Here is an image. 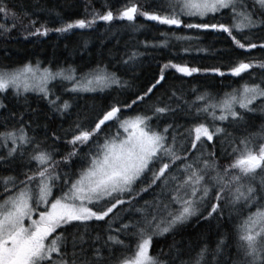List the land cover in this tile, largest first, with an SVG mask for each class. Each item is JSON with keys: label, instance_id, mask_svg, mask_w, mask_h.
I'll list each match as a JSON object with an SVG mask.
<instances>
[{"label": "snow or ice", "instance_id": "1", "mask_svg": "<svg viewBox=\"0 0 264 264\" xmlns=\"http://www.w3.org/2000/svg\"><path fill=\"white\" fill-rule=\"evenodd\" d=\"M105 7L103 12L86 7L81 18L67 20L55 12L59 26L49 28L38 19L24 23V17L0 0L4 16L0 38L11 37L17 28L28 40L52 31L90 30L98 21L109 26L114 21L127 22L135 31L154 22L153 26H168V30L160 33L158 42L145 41V49L171 48L173 40L189 45L200 40L199 35H178L181 29L210 31L226 36L232 50L241 55L233 58L227 71L222 70L223 65L203 71L249 78L222 95L193 88L191 101L173 88L166 102L157 97L147 112L123 115L150 98L167 80L169 69L187 77L202 71L169 59L160 66L154 82L131 103L117 100L94 114L78 113L64 130V143L72 150L57 160L58 149L45 146L49 137L40 140L35 135L41 126L36 123L33 128L37 110L27 104V94L35 93L63 117L72 104L68 100L61 103L53 82L69 84L64 92L72 94L126 88L128 82L100 64L83 74L71 66L53 70L39 61L0 67V109L7 110L4 99L9 91L17 102L25 101L24 111L9 110L0 124V167L10 169L19 160L28 169L0 173V264H264V124L249 131L247 119L257 113L264 116V75L258 80L255 76L256 71L264 73V56L243 58L257 49L264 53V40L257 43L254 37L264 29V0H126L116 13L111 6ZM139 17L145 23L137 25ZM181 51L187 54L190 48ZM143 55L133 50L121 63L134 66ZM177 114L191 123L187 127L178 123ZM168 116L172 122L160 128L159 121ZM9 121L14 123L9 126ZM225 122L242 127L243 133L229 132L220 126ZM112 124L116 131L105 133ZM43 128L47 132L46 124ZM50 138L61 139L56 132ZM218 139L222 153L231 160L224 166L216 153ZM82 148H88L83 155ZM75 159L80 166L73 170ZM137 185H142L139 190ZM155 187L160 191L154 199L136 207L141 194ZM228 208L240 218L231 234L220 233L214 244L202 236L199 247L187 256L176 242L167 253L161 249L151 254L157 238L174 234L194 217L223 220ZM130 213L136 218L125 222ZM90 222L106 227L93 236Z\"/></svg>", "mask_w": 264, "mask_h": 264}, {"label": "trees", "instance_id": "2", "mask_svg": "<svg viewBox=\"0 0 264 264\" xmlns=\"http://www.w3.org/2000/svg\"><path fill=\"white\" fill-rule=\"evenodd\" d=\"M5 3L10 11L15 12L19 17H24V23H28L29 19H38L40 23L47 22L49 28H55L59 26L55 12L61 13L65 20L77 19L84 15L86 7H88L89 11L94 9L103 12L107 10L105 5H109L113 12L116 13L124 6L126 0H5ZM49 9L54 11L49 13ZM26 13L28 14L27 16H25ZM225 15L227 16V13ZM3 22L4 16L0 13V23ZM185 22L194 23L199 21L186 20ZM8 23H12L11 17H9ZM136 23L139 25L145 23V21L143 17H139ZM153 24L154 22H148V26L144 30L135 31L127 22L114 21L109 26L103 21H98L94 28L90 30H76L70 34H60L52 31L46 37H40L38 39L29 38L28 40L23 38V34L17 28L16 31L12 32L11 37L0 38V67L8 66L16 68L24 63L31 62L35 64L39 61L42 66L51 67L53 70L59 67L67 68L71 66L77 70L78 74H83L95 68L97 64H100L101 66H107L109 71H115L122 80L128 82V87L126 88L117 89L114 86L112 89L105 90L104 92H84L77 94L64 92V88L70 87L67 83L63 85L59 82L53 83L52 88L56 95L61 96V103L64 100H68L72 104L70 112L66 113L63 117L52 111L47 102L40 99L35 93L27 94V104L32 109L37 110L36 116L38 120L33 124V128H35L36 123L41 126L35 135L40 140H44L46 136L49 137L45 146L54 145L58 149V155L55 156V159H61L62 156L72 150L71 146L64 143V130L72 125L78 113L81 115L85 112L94 114L117 100L131 103L137 95L146 91L147 87L154 82V79L159 76L160 66L169 59H172L175 63H187L188 66L198 67L202 71L200 73H194L191 77H187L181 73H177L175 69H169L166 73L167 80L162 86L157 87L150 98L146 99L142 104L135 105L131 111L126 110L123 115L147 112L149 106L156 102L157 97H162L166 102L173 88H175L178 95L183 94L186 96L187 90L175 84L173 82L174 80L189 82L190 87L188 88L198 87L200 89L198 92L208 91L221 95L226 91H230L232 88L239 87L245 80H248L249 77L247 75L243 79H240L231 77L230 75L220 77L217 74L205 73L203 71L205 68L221 65H223L222 70L227 71L233 58L241 55L239 52L232 50L230 41L226 39V36L215 35L210 31L204 33L202 31L197 32L181 29L177 32L178 35H199L200 40L193 41L190 45L173 40L171 42L173 47L171 48L145 49L143 46L145 41L149 43L158 42L162 39L160 33L168 30V26L156 27ZM37 27H39V24H37ZM254 37L257 43L264 40V29H260L254 33ZM85 42H87L86 46ZM184 47H189L190 52L187 54L183 53L181 49ZM198 48L207 49V51H197ZM133 50L142 52L144 55L139 58L134 66L121 63L123 59H126V53ZM173 53L178 54L174 56L172 55ZM262 56H264V53L257 49L253 50L249 56L243 58L252 59ZM258 73L257 71L255 72L258 75L257 80L261 75H264V73H260V75ZM4 103L7 105V110L0 109V124L3 123V117L8 114L9 110L17 113L25 110L23 107L25 101L21 99L17 102L12 96L11 91H9L7 98L4 99ZM175 103L173 101L172 106H175ZM179 116L180 114H177V122L181 123L183 119H180ZM28 119L29 117L25 116V120L27 121ZM170 119L171 123L173 118L171 117ZM247 119L249 131H255L258 126L264 124V116L259 113L249 115ZM12 123L14 122L9 121V126ZM152 123L155 126L157 122L153 120ZM190 123V121H185L183 124L188 126ZM45 124L48 126L47 132L43 128ZM164 125L159 124V127L163 128ZM220 126L227 127L229 132H234L237 136L241 135L244 131L242 127L234 128L228 125L227 122ZM2 130L3 127H0V131ZM104 131L105 133L109 131L115 132V124L110 125ZM52 132H56L61 137L59 142H55L50 138ZM29 134H33L31 129L29 130ZM103 135L104 133H101V142ZM67 138L70 139V136ZM87 151L88 148H82L81 155ZM216 153L221 166L231 162L230 158H226L222 153L219 139L216 140ZM79 166V159H75L72 164V169L75 170ZM32 168H35V164L32 165ZM23 171H28V169L22 166L19 160L14 162L10 169L0 167V173L3 175H8L12 172L21 173ZM19 178L23 179L24 177L20 175ZM141 186L137 185V190ZM159 191V187H155L148 193L141 194L135 206L139 207L145 201L153 200L155 194ZM253 211H255L254 208ZM229 213H232L231 218H229ZM244 214L247 215V212ZM135 218L136 216L130 213L125 217V222L128 219ZM239 219L231 208L226 209L224 219L220 221L216 219L203 221L194 217L183 227L178 228L174 234H166L164 237L157 238L153 242L150 250L151 254L156 255L161 249L167 253L169 246L176 242L184 250L185 256H187L190 251L194 252L199 247L202 236H206L208 241L214 244L220 233L231 234L234 225ZM90 225L92 229L91 235L93 236L97 232L102 233L106 227L105 224L96 222H90Z\"/></svg>", "mask_w": 264, "mask_h": 264}, {"label": "bare ground", "instance_id": "3", "mask_svg": "<svg viewBox=\"0 0 264 264\" xmlns=\"http://www.w3.org/2000/svg\"><path fill=\"white\" fill-rule=\"evenodd\" d=\"M257 72H259V71H257ZM259 75H260V72L258 73ZM255 76L256 77H258V75L257 74H255ZM175 84H177V85H180V86H182V87H184L186 90H187V94H186V96H185V98L187 99V100H189V101H191V100H193L194 99V94H193V88H188V87H190V85H189V82H186V81H173ZM180 82V83H179ZM53 83H57V82H53ZM61 87V86H60ZM195 89H197L198 91L200 90L198 87L197 88H195ZM171 118V116H168V117H166V118H163L162 120H160L159 121V124L160 125H163V124H166V123H170V119ZM156 121V120H155ZM157 122V121H156ZM181 123L183 124V123H185V121L183 120V121H181ZM187 127V126H186Z\"/></svg>", "mask_w": 264, "mask_h": 264}]
</instances>
